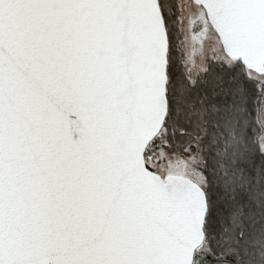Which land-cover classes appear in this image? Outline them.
<instances>
[{"label": "snow or ice", "instance_id": "snow-or-ice-1", "mask_svg": "<svg viewBox=\"0 0 264 264\" xmlns=\"http://www.w3.org/2000/svg\"><path fill=\"white\" fill-rule=\"evenodd\" d=\"M0 264H264V0H0Z\"/></svg>", "mask_w": 264, "mask_h": 264}]
</instances>
